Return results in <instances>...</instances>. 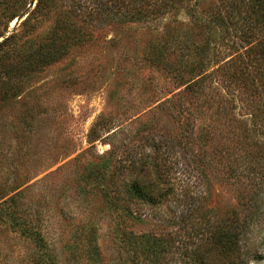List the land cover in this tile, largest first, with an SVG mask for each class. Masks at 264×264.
<instances>
[{"label":"trees","instance_id":"16d2710c","mask_svg":"<svg viewBox=\"0 0 264 264\" xmlns=\"http://www.w3.org/2000/svg\"><path fill=\"white\" fill-rule=\"evenodd\" d=\"M37 1L35 14L52 12L54 0ZM124 1L121 17L142 21L183 0ZM205 2L210 11L202 10L195 21L213 32L196 53L188 47L190 78L180 92L162 99L145 122L132 116L115 127L112 115H102L87 135L91 147L76 157L97 153V143L111 147L77 164L76 177L63 190L73 202L61 215L74 226L79 264H102L108 240L130 248L131 264H256L263 258L264 0L195 3ZM100 7L98 14L107 11ZM56 26L33 51L37 62L60 59L67 47L57 45L59 35L77 37L78 29L65 18ZM11 39L0 43L1 51L16 47ZM220 46L228 53L226 63ZM213 65L219 67L209 72ZM0 79L5 93L22 84ZM25 181L0 186V226L34 247L26 264H60L55 257L51 261L46 219L32 209L39 206L17 192ZM216 185L234 193L236 207L214 203ZM84 194L98 198L102 212ZM114 264L125 262L117 257Z\"/></svg>","mask_w":264,"mask_h":264},{"label":"rangeland","instance_id":"374dc122","mask_svg":"<svg viewBox=\"0 0 264 264\" xmlns=\"http://www.w3.org/2000/svg\"><path fill=\"white\" fill-rule=\"evenodd\" d=\"M196 1L183 0L165 14L132 21L118 13L124 0H54L48 14L33 12L37 0H0V43L9 38L17 42L15 48L0 50V77L22 81L8 93L0 85V186L26 180L17 192L24 191L26 200L39 206L33 205V211L46 219L51 261L55 257L60 264H79L82 258L74 226L61 215L73 208L63 190L76 177L77 164L111 150L97 143V153L76 160L91 147L87 135L98 118L112 115L115 127L132 116L145 122L154 107L173 98L190 78L188 47L196 53L213 32L195 21L212 6L205 2L197 7ZM101 5L107 11L98 14ZM63 18L78 29L77 37L59 35L57 45L67 47L60 59L37 62L40 56L33 51L51 38ZM217 50L224 63L230 60L225 48ZM66 152L70 156L63 157ZM86 197L95 212H102L98 198ZM213 201L219 207H236L234 193L225 186H215ZM10 229L0 226V263L26 264L34 247ZM261 246L263 258L256 264H264ZM101 251L102 264H114L117 257L131 264L133 258L127 245L109 240Z\"/></svg>","mask_w":264,"mask_h":264}]
</instances>
